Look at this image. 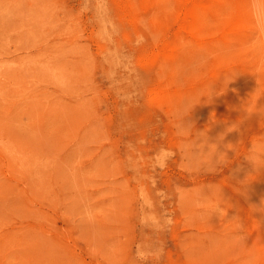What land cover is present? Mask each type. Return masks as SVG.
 Returning a JSON list of instances; mask_svg holds the SVG:
<instances>
[{
  "label": "rangeland",
  "instance_id": "374dc122",
  "mask_svg": "<svg viewBox=\"0 0 264 264\" xmlns=\"http://www.w3.org/2000/svg\"><path fill=\"white\" fill-rule=\"evenodd\" d=\"M263 26L264 0H0V264H264Z\"/></svg>",
  "mask_w": 264,
  "mask_h": 264
},
{
  "label": "bare ground",
  "instance_id": "6f19581e",
  "mask_svg": "<svg viewBox=\"0 0 264 264\" xmlns=\"http://www.w3.org/2000/svg\"><path fill=\"white\" fill-rule=\"evenodd\" d=\"M216 1H217V0H216ZM243 1H244V0H243ZM251 1H252V0H251ZM214 3H215V2H214ZM220 3H221V1H220ZM223 3H224V2H223ZM223 3H222V5H223ZM246 3H247L246 1H245V4L242 3V4H241L242 7L245 6ZM249 3H250V2H249ZM236 4H237V3H236ZM238 4H239V3H238ZM239 6H240V5H239ZM246 6H248V5H246ZM249 6H250V4H249ZM212 7H214V6H212ZM216 7H217V6H216ZM219 7H220V6H219ZM250 7H251V6H250ZM217 8H218V7H217ZM226 8H227V5H226ZM243 8H244V7H243ZM219 9H222V8H218V12L220 11ZM233 9H234V8H233ZM246 9H247V7H246ZM216 10H217V9H216ZM222 10H223V9H222ZM225 10H226V9H225ZM231 10H232V9H231ZM240 10H241V9H240ZM242 11H243V13H245V12H244V9H242V10H241V13H239V14H243ZM246 11H248V10H246ZM209 12H210V11H209ZM212 12H213V11H212ZM215 12H216V11H215ZM220 12H221V11H220ZM222 12H223V11H222ZM249 12H252V11L249 9ZM249 12H247V13H249ZM226 13H227V12H226ZM261 13H262V12H261ZM211 14H212V13H211ZM214 14H215V13H214ZM227 14H228V13H227ZM234 14H235V13H234ZM212 15H213V14H212ZM229 15H230V14H229ZM229 15H228V16H229ZM232 15H233V13H232ZM237 15H238V14H237ZM247 15H248V14H247ZM251 15H253V14L251 13ZM234 16H235V15H234ZM245 16H246V15H245ZM245 16H244V17H245ZM261 16H262V15H261ZM213 17H214V16H213ZM215 17H216V16H215ZM236 17H237V16H236ZM247 17H248V19H249V15L246 16V18H247ZM225 18H226V16H225ZM228 18H230V17H228ZM251 18H252V17H251ZM261 18H262V17H261ZM231 19L233 20V18H231ZM241 19H242V17H241ZM241 19H240V20H241ZM242 20H243V19H242ZM237 21H238V20H237ZM245 21H246V20H245ZM254 21H256V20H254ZM259 22H260V21H259ZM223 23H224V22H223ZM236 23H237V22H236ZM239 23H241V21H240ZM254 23H256V24L258 25L257 22H254ZM227 24H228V23H227ZM230 24H231V23H230ZM256 24H254V25L257 26ZM259 24H260V23H259ZM262 24H263V22H262ZM245 25H247V24H245ZM241 26H242V25H241ZM251 26H252V25H251ZM258 26H259V25H258ZM258 26H257V27H258ZM260 26H261V24H260ZM236 27H237V26H236ZM263 27H264V26H263ZM225 28H226V27H225ZM225 28H224V29H225ZM228 28H231V26L228 27ZM228 28H227V29H228ZM237 28H239V27H237ZM237 28H236V29H237ZM253 28H254V27H253ZM234 29H235V28H233L232 30H234ZM241 29H242V28H241ZM241 29H240V30H241ZM256 29H257L258 31H259V30L262 31V30L260 29V27H259V29H258V28H255L253 32H255ZM243 30H244V29H243ZM228 31H229V30H228ZM241 31H242V30H241ZM236 32H237V31H236ZM248 32H249V31H248ZM253 32H252V33H253ZM256 32H257V31H256ZM244 33H245V32H243V34H244ZM250 33H251V32H250ZM250 33H248V34H250ZM257 33H258V32H257ZM260 33L262 34V32H260ZM260 33H259V34H260ZM230 34H231V33H230ZM233 34H234V32H233ZM254 34H255V33H254ZM254 34H253V35H254ZM263 34H264V32H263ZM237 35L242 36L241 33H238ZM256 35H257V34H256ZM233 36H234V35H233ZM235 36H236V34H235ZM239 36H238V38H239ZM248 36H249V35H248ZM250 36H251V35H250ZM250 36H249V37H250ZM260 36H261V35H260ZM243 37H246V36H243ZM249 37H248V38H249ZM256 37H257V36H256ZM250 38H251V37H250ZM253 38H255V37H253ZM234 39H236V37H234ZM262 39H263V36H262ZM262 39H261V40H262ZM236 40H237V39H236ZM236 40H235V41H236ZM239 40H240V38H239ZM250 40H253V39H250ZM250 40L248 39V41H250ZM245 41H247V40H245ZM257 41H258V40H257ZM257 41H256V42H257ZM262 41H263V40H262ZM230 42H231V41H230ZM242 42H243V40H242L240 43H242ZM250 42H251V41H250ZM250 42H248V43H250ZM223 43H226V41L223 42ZM248 43L246 42L245 44H248ZM230 44H231V43H230ZM232 44H235V43H233V41H232ZM263 44H264V43H263ZM228 45H229V44H228ZM243 45H244V44H243ZM245 88H246V87H245ZM250 93H251V92H250ZM78 151H79V150H78ZM68 171H69V170H68ZM75 177H76V176H75ZM198 220H199V218H198Z\"/></svg>",
  "mask_w": 264,
  "mask_h": 264
}]
</instances>
